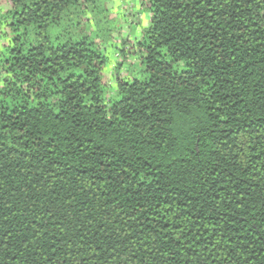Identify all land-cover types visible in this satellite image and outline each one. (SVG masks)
Segmentation results:
<instances>
[{
    "label": "trees",
    "instance_id": "trees-1",
    "mask_svg": "<svg viewBox=\"0 0 264 264\" xmlns=\"http://www.w3.org/2000/svg\"><path fill=\"white\" fill-rule=\"evenodd\" d=\"M0 264H264V0H0Z\"/></svg>",
    "mask_w": 264,
    "mask_h": 264
}]
</instances>
